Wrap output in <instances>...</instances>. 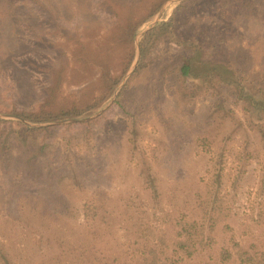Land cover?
<instances>
[{
	"label": "rangeland",
	"instance_id": "1",
	"mask_svg": "<svg viewBox=\"0 0 264 264\" xmlns=\"http://www.w3.org/2000/svg\"><path fill=\"white\" fill-rule=\"evenodd\" d=\"M8 1L31 9L41 28L23 21L14 32L19 39H10L9 28L1 33L6 39H0V141L9 136L11 160L4 166L0 152V264L3 255L11 264H146L139 243L167 237L179 217L202 223L215 248H232L237 242L264 249L262 137L250 127L243 103L231 89L207 88L191 96L186 88L191 82L177 77L180 57L188 53L181 41L203 32L215 38L207 50L210 57L232 62L238 74L264 87V0L217 6L189 0L175 15L176 36L157 44L137 73L140 37L156 22L168 20L184 0H166L133 43L119 48L104 37L116 18L102 0H88L89 7L83 8L76 0L68 6L66 0H52L58 23L79 39L50 32L40 8L49 5L47 0ZM207 23L214 28L206 31ZM77 40L92 50H106L113 75H119L125 51L134 49L130 67L109 98L76 118L33 122L14 115L56 104L86 107L94 101L97 68L82 69L73 60ZM60 52L69 64L57 86L46 71L29 63L44 66ZM163 64L168 65L160 74ZM124 86L119 99L127 114L115 102ZM24 125L45 129L18 137ZM40 146L42 152H34ZM27 157L34 160L30 175L25 173ZM94 198L105 204L108 225L83 218V205ZM212 201L217 216L207 227L201 207ZM127 217L137 221L130 222V230L124 228ZM42 219L49 226H42ZM51 233L64 245L52 244Z\"/></svg>",
	"mask_w": 264,
	"mask_h": 264
},
{
	"label": "trees",
	"instance_id": "2",
	"mask_svg": "<svg viewBox=\"0 0 264 264\" xmlns=\"http://www.w3.org/2000/svg\"><path fill=\"white\" fill-rule=\"evenodd\" d=\"M166 0H102L106 10L116 18V22L112 29L104 35L106 41L111 44V46L121 47L126 42L133 43L136 33L139 31L140 27L149 21L153 15H155L162 4ZM189 0H184L182 3L177 5L173 10L171 17L168 20H160L156 22L152 27L147 29L138 41L139 56L137 63L134 67V73L140 71L148 62L152 50L161 41L167 38L176 36L174 18L177 10L186 8ZM202 0L201 2H203ZM213 6L218 4H226L231 2V0H209ZM49 5L41 4L40 8L44 9L46 12V17L48 24L50 25V32H58L65 39H79L76 35H70L66 29H64L58 23V13L56 5L52 0H47L46 3ZM88 0H76V3L81 5V7H89ZM69 0H66V6L69 5ZM27 14V15H26ZM26 21L27 26L40 25L37 23V16L24 4L12 6L11 1L0 0V39L3 38L1 33L3 30L9 28L10 36H14V32L20 28L19 23ZM217 23V22H215ZM208 24V23H207ZM214 23H209L206 31L214 28L212 25ZM211 25V26H210ZM198 33L195 35H190L185 37L183 44L188 50V53L181 56V63L177 67V77L178 80L191 82L190 86H186L191 96L207 88L214 87H228L232 90L233 94L243 103L244 109L250 118V127L255 128L256 132L260 134L264 141V87L258 86L254 81H249L241 73L238 72V67L230 61L224 59H217L214 56H209L207 53L208 48L215 45V38L209 37ZM10 39H19L14 36ZM39 39H45L39 37ZM223 40V39H221ZM76 52L72 53V58L78 66L82 69L92 70L97 68V82L99 85V93L94 98V101L86 103V107L81 105L71 103L70 105H52L51 109L45 107H40L38 111H13V114L27 119L33 122H44L53 121L64 118H76L81 116L84 111H87L93 107L98 102H103L108 99L112 94L118 83L120 82L122 74H124L130 67L134 56V49L128 48L123 56V67L119 75H113L111 72L112 58L106 50H92L83 42L77 40L76 42ZM63 53L54 55L48 60V64L44 66L36 65L34 62L29 63L33 67H41L43 71H46L50 77L54 78V85H59L61 80L65 78V66H68V58L63 57ZM125 60V61H124ZM168 64H163L160 74L164 72V69ZM41 69V70H42ZM64 76V77H63ZM263 78V77H262ZM55 82H57L55 84ZM49 90H55L51 87ZM125 91V86L120 90L117 95L115 102H117L121 108H123L124 114H127L125 106L120 101L119 97H123ZM50 94L49 96H51ZM49 98V97H48ZM48 99L46 100V104ZM1 120V119H0ZM45 129L43 128H33L24 125L23 129L19 131L21 134H16L21 138H28L23 134L26 131H33ZM16 132V131H14ZM1 134V132H0ZM9 137L8 135H6ZM4 137L0 141V152H1V162L4 166L9 165L11 156H9L10 145L8 139ZM43 147L37 148L34 152H42ZM34 160L31 157H27L25 160V173L30 175L33 170ZM37 165L41 164V161H37ZM46 168V166H44ZM42 167L41 169H43ZM154 186V184H152ZM154 188V187H152ZM155 193V188L153 190ZM99 193L96 192L95 195ZM103 194V193H101ZM65 203V202H64ZM215 201L207 205L205 208L201 207L203 213H205V221L207 227H211L215 223V217L217 213L215 212ZM67 206L68 211H72L71 206ZM184 208V207H183ZM190 210V207H188ZM105 204L103 202H97V199H92L88 203L83 205V218L93 220L92 222H100L108 225V220L105 218L104 212H106ZM76 217V215H73ZM95 219V220H94ZM97 219V220H96ZM131 219L127 217L123 220L126 223L127 229H131ZM43 225H48L41 220ZM137 223V221H133ZM129 225V227H128ZM49 226V225H48ZM172 227H170L171 229ZM173 233V234H172ZM97 237L101 236V233H97ZM51 233L50 242L52 244H63L64 239H59L58 237L52 236ZM46 236H49L46 235ZM42 236V237H46ZM142 247L139 252L142 253V260L148 261L146 264H174V260L184 261L196 259L195 264H264V249L260 248L254 243H237L233 242V247H218L215 248V239L210 233H206L202 223L195 219L185 220L183 217H179L175 220L172 228V232L167 236H153L152 238H145L139 243ZM53 259L57 256L55 253L52 254ZM141 260V257L139 258ZM101 262V261H100ZM2 264H11L10 261L3 255L1 257ZM105 264V263H101Z\"/></svg>",
	"mask_w": 264,
	"mask_h": 264
},
{
	"label": "water",
	"instance_id": "3",
	"mask_svg": "<svg viewBox=\"0 0 264 264\" xmlns=\"http://www.w3.org/2000/svg\"><path fill=\"white\" fill-rule=\"evenodd\" d=\"M152 26V25H151ZM138 58V55H136V59ZM132 67H133V65H132Z\"/></svg>",
	"mask_w": 264,
	"mask_h": 264
}]
</instances>
